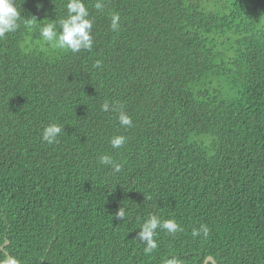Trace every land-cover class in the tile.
<instances>
[{"label": "trees", "instance_id": "obj_1", "mask_svg": "<svg viewBox=\"0 0 264 264\" xmlns=\"http://www.w3.org/2000/svg\"><path fill=\"white\" fill-rule=\"evenodd\" d=\"M103 2L101 12L85 0L90 51L40 37L67 0H25L35 25L0 40V253L21 264H264V0ZM52 122L65 126L49 144ZM118 134L128 139L113 149ZM104 153L119 173L99 164ZM150 214L181 230L158 229L146 254L134 238ZM202 224L209 235L193 237Z\"/></svg>", "mask_w": 264, "mask_h": 264}, {"label": "clouds", "instance_id": "obj_2", "mask_svg": "<svg viewBox=\"0 0 264 264\" xmlns=\"http://www.w3.org/2000/svg\"><path fill=\"white\" fill-rule=\"evenodd\" d=\"M24 2L25 0H0V40L4 39L8 34L16 32L21 27V24L25 26L35 25L38 20L35 15L25 17L21 14ZM94 7L102 12L104 10L103 0H96ZM93 24L94 20L90 15L85 0H67L66 15L58 20L49 19L48 22L42 24L39 28L40 37L52 47L72 52L90 51L94 44ZM110 28L114 32L119 30L120 14L118 12L111 14ZM96 66H100V61H97ZM101 109L104 112H117V119L121 127L130 128L133 125L131 116L124 110L122 105H110L109 102H105ZM64 126L58 122L46 125L42 130V140L49 144L55 143L64 131ZM127 139L125 135L118 134L113 136L109 142L113 149H120L126 144ZM98 162L101 165L109 166L113 173H119L122 170V164L117 163L107 153L101 154ZM147 199H151V197H147ZM125 215L126 211L122 206L115 213L117 219L123 220ZM158 229L164 230L169 234H175L181 230V227L174 218L161 219L156 214H150L142 223L134 238L144 243L146 254L152 253L158 247L156 239ZM209 231L208 226L202 224L199 229H193L192 235L193 237L203 235L206 238L209 235ZM0 264H21V261L16 256L3 252L0 253ZM163 264H183V261L176 255H171L164 259Z\"/></svg>", "mask_w": 264, "mask_h": 264}, {"label": "water", "instance_id": "obj_3", "mask_svg": "<svg viewBox=\"0 0 264 264\" xmlns=\"http://www.w3.org/2000/svg\"><path fill=\"white\" fill-rule=\"evenodd\" d=\"M2 249H3V246H2ZM208 262H212L213 264H217L215 262V259L212 257V256H208L204 262V264H207Z\"/></svg>", "mask_w": 264, "mask_h": 264}]
</instances>
